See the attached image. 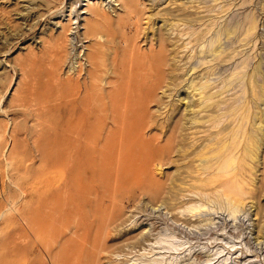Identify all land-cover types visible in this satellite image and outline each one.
<instances>
[{
	"label": "rangeland",
	"instance_id": "obj_1",
	"mask_svg": "<svg viewBox=\"0 0 264 264\" xmlns=\"http://www.w3.org/2000/svg\"><path fill=\"white\" fill-rule=\"evenodd\" d=\"M86 1L0 0V264L41 262L40 255L24 249L20 240L29 209L33 223L54 237L69 236L73 227L88 230L90 222L99 221L101 211H106L105 206L97 205L103 193L96 181L101 187L110 183L106 167L101 164L92 165L101 167L96 170L99 177L84 181L87 189L81 187L73 203L64 193V172L56 144L58 140L64 145L67 121L73 118L69 106L73 98L68 94L75 86L91 85L94 101L102 108L106 91L114 92L120 86L118 73L123 66L130 59H138L140 64L150 48L156 51L158 43H164L168 58L178 53L173 67L175 87H170L172 94L164 101L165 107L161 105L175 119L182 104L176 100L184 90L180 81L186 79L187 86V81L196 79L198 60L208 56L204 50L221 46L231 55L228 63H216L211 82L220 84L236 67L235 71L247 77L249 95L252 87L264 91V0H132L116 15L108 5L99 8L94 18L80 14L89 6ZM175 10L192 16H174ZM247 14L255 16L252 35L245 34V24L241 23ZM82 17L85 19L80 20ZM222 29L229 32L220 36L218 45L208 47L207 42ZM242 89L235 85L228 94L241 96ZM148 108L152 111L156 107L152 103ZM157 114L153 113L156 124ZM108 127L105 123L102 135ZM154 133L157 157L150 162H136L124 172L125 182L139 185L133 195L126 193L119 200L127 202L122 210L125 219H130L126 224L132 221L136 228L149 230L150 241L161 236L165 247H176L165 250L170 257L179 253L172 264H219L226 253L230 255L226 264H264V238L255 241L249 233L257 218V204L262 207L264 221V196L256 203L245 202L231 216L225 199L213 200L209 191L186 192L181 156L164 151L165 136L158 130ZM256 175L258 172L251 174L249 180ZM27 188L29 200L23 196ZM82 195L87 196L85 203L80 199ZM80 204L89 218L82 228ZM110 204L108 200L106 206ZM193 205H200V209L191 212ZM119 206L115 202L116 209ZM129 226L127 230L132 228ZM117 232L108 228L109 239L113 240ZM227 242L237 245L231 249ZM148 246L144 243L146 250ZM217 246L224 248L220 255L214 254Z\"/></svg>",
	"mask_w": 264,
	"mask_h": 264
},
{
	"label": "bare ground",
	"instance_id": "obj_2",
	"mask_svg": "<svg viewBox=\"0 0 264 264\" xmlns=\"http://www.w3.org/2000/svg\"><path fill=\"white\" fill-rule=\"evenodd\" d=\"M177 1L179 0H175ZM86 3L89 4L88 8L83 9L80 14L94 18L99 8L108 5V10L116 15L118 11L126 10L132 0H87ZM181 11L175 10L172 14L176 16L182 13L188 18L192 16ZM193 16L196 17L195 14ZM84 19L82 17L80 20ZM241 23L245 24L246 35L255 33L256 21L253 14H247ZM228 32L227 29L220 30L215 38L207 42V46L218 45L220 36ZM163 44L158 43L156 51L150 48L149 53L143 54L145 56L142 60L139 59L142 61L140 64L137 63L138 59H128L127 66L121 64L124 69L118 73L120 86L117 91H106V104L102 108L94 101L91 85L83 84V88L75 86L70 90L68 97L73 98L69 101L73 118L67 121L64 145L61 146L58 140L56 144V155L62 162L64 172V193L68 201L73 203L79 194L78 190L81 187L87 189L84 181L98 179L96 170L101 167L93 168L92 165L101 164L106 167L110 183L101 187V182L96 181L103 193L97 205L105 206L106 211H101L102 218L99 221L90 222L88 230L73 227L69 236L54 237L51 233L42 231L40 225L33 223L28 208L20 240L24 249L34 252V256L40 255L39 264L44 261L48 264H172L177 261L179 253L170 257L165 251L177 248L165 247V240L161 236L154 237L153 243L149 239V230L136 228L137 225L132 221L128 224L132 228L127 230L126 223L130 219H125L122 213L127 202L119 201L126 193L133 195L136 187H139L135 182H125L126 168L136 162L153 161L157 157L158 150L154 148L155 130L165 136L167 144L163 150L179 153L181 156L182 181L186 192L209 191L211 199H225L231 216L245 202L256 203L264 196V91L252 87L249 95L245 86L247 77L242 72L235 71L236 67L222 78L220 84L211 82L216 63H228L231 55L225 53V48L221 46L204 50L208 52V56L198 60L197 67L200 69L198 73L194 70L197 73L196 79H188L187 86L186 79L180 81L185 87L183 86L182 97L176 100L182 104L179 116L175 119L173 113L169 114L168 110L163 109V104H166L164 101L172 94L170 87H175L173 67L177 63L175 56L178 53L174 50L177 54L168 58ZM123 61L125 59L122 63ZM121 66L119 67L122 68ZM192 67L190 69H194ZM141 74L144 76L140 77ZM235 85L243 88L241 96L237 93L228 94ZM137 91L138 95L135 94ZM99 99L101 100L100 95ZM152 103L156 108L150 111L148 106ZM153 113H159L156 115L159 120L157 124ZM105 123L110 127L102 135ZM255 172L258 175L250 181L249 176ZM201 174L208 176L201 177ZM29 188L23 192L25 198H28ZM80 199L85 203L87 196L82 195ZM108 200L111 202L110 206H106ZM115 202L120 204L118 209ZM193 206L191 212L200 209V205ZM81 207L83 206L80 204L78 217L82 228L89 223V218H86ZM261 213L262 207L257 204L254 210L257 218L249 232L255 241L264 238ZM119 227L121 229H117ZM108 228L118 231L113 240L109 239ZM109 241H114V244L110 245ZM144 243H149L148 250L144 248ZM235 245L237 244L227 242L231 249ZM223 251V247L217 246L214 254L220 255ZM229 259L230 255L226 253L219 264H226Z\"/></svg>",
	"mask_w": 264,
	"mask_h": 264
}]
</instances>
